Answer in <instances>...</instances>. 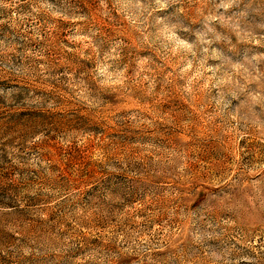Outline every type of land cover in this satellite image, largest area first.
Instances as JSON below:
<instances>
[{
    "label": "clouds",
    "instance_id": "9594fccd",
    "mask_svg": "<svg viewBox=\"0 0 264 264\" xmlns=\"http://www.w3.org/2000/svg\"><path fill=\"white\" fill-rule=\"evenodd\" d=\"M0 188V264H264V0H0Z\"/></svg>",
    "mask_w": 264,
    "mask_h": 264
},
{
    "label": "rangeland",
    "instance_id": "374dc122",
    "mask_svg": "<svg viewBox=\"0 0 264 264\" xmlns=\"http://www.w3.org/2000/svg\"><path fill=\"white\" fill-rule=\"evenodd\" d=\"M118 147H119V149H125L127 146L119 145ZM71 162L79 163V164H81V166H83V164H84V162L80 159H77L76 161H70V163ZM213 163L216 164L217 166H219V162L213 161ZM87 172L89 173V175H93V174L98 175V173H95V170L92 168H88ZM5 175H7V174H5ZM8 187H12V185L9 184ZM6 195H7V193L2 188H0V205L4 204L3 197ZM9 199L12 200V202L14 203V197H9Z\"/></svg>",
    "mask_w": 264,
    "mask_h": 264
}]
</instances>
